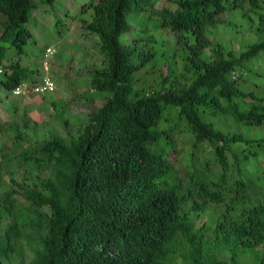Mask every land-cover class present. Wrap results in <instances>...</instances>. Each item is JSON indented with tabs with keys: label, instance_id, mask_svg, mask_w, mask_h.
<instances>
[{
	"label": "trees",
	"instance_id": "obj_1",
	"mask_svg": "<svg viewBox=\"0 0 264 264\" xmlns=\"http://www.w3.org/2000/svg\"><path fill=\"white\" fill-rule=\"evenodd\" d=\"M169 1L0 0V264L24 239L37 264H264V0ZM234 17L256 39L239 50L215 37ZM67 20L103 103L31 142L13 93L43 75L37 26Z\"/></svg>",
	"mask_w": 264,
	"mask_h": 264
},
{
	"label": "rangeland",
	"instance_id": "obj_2",
	"mask_svg": "<svg viewBox=\"0 0 264 264\" xmlns=\"http://www.w3.org/2000/svg\"><path fill=\"white\" fill-rule=\"evenodd\" d=\"M75 1L84 4L90 0ZM154 3L158 8L168 6L175 9L169 0H154ZM57 4L61 8L62 3L58 1ZM244 21L245 19L240 17H234L232 20L227 18L226 22L216 30V40L235 50L246 48L249 42L256 39L249 26H241L244 25ZM70 23L71 20H67L65 26H56L57 24L51 27L42 24L37 26V29L42 32L39 38L40 43L42 42L44 45L57 50L56 55L51 60V77H53L57 89L55 93L46 95V98L32 95L19 99L20 114L24 115L28 112V117L32 121L29 133L31 142L48 138L52 132L59 135L64 134L63 121L65 120L69 122L71 130L77 131L86 123L94 107L101 106L103 103L100 98L95 99V102L91 101L94 93L87 73L91 66L100 65L103 61L97 49V43L94 38L83 39L81 29L75 30V27L70 29ZM60 36L64 40L59 41ZM167 38L173 40L174 37L169 34ZM35 48L37 47L35 46ZM40 66L42 71L41 63ZM0 96L2 98L0 122L7 124L12 121L14 114L13 100L6 99L4 90L0 91ZM8 133L0 134V147L7 145L6 148L13 151L11 146L14 142V135ZM19 178L21 176H18V180ZM201 223L202 219L198 218L196 220L197 226ZM37 249L35 241L24 239L22 255L15 256L11 262L4 261V264H37L35 259Z\"/></svg>",
	"mask_w": 264,
	"mask_h": 264
},
{
	"label": "built area",
	"instance_id": "obj_3",
	"mask_svg": "<svg viewBox=\"0 0 264 264\" xmlns=\"http://www.w3.org/2000/svg\"><path fill=\"white\" fill-rule=\"evenodd\" d=\"M55 54H56V50L53 47H49L46 50V54L44 56V60L42 63L44 73L38 85L31 87L28 84H23L15 91V95L17 96H27L29 94L44 95L48 93H53L55 91L56 89L55 83L50 75V62ZM1 73L2 70L0 68V74Z\"/></svg>",
	"mask_w": 264,
	"mask_h": 264
},
{
	"label": "clouds",
	"instance_id": "obj_4",
	"mask_svg": "<svg viewBox=\"0 0 264 264\" xmlns=\"http://www.w3.org/2000/svg\"><path fill=\"white\" fill-rule=\"evenodd\" d=\"M52 62V61H51ZM51 62H50V75H51V71H52V68H51ZM43 73H44V70H43ZM52 79H53V77H52ZM41 80V79H40ZM53 81H54V79H53ZM54 83H55V81H54ZM23 85V84H22ZM21 85V86H22ZM29 85V84H28ZM38 85V84H37ZM36 86V85H35ZM20 87V86H19ZM31 87H34V86H31ZM55 87H56V83H55ZM18 89V88H17ZM16 89V90H17ZM57 89V88H56ZM56 89H55V91L53 92V93H55L56 92ZM15 90V91H16ZM15 91H14V95H15ZM53 93H48V94H44V95H39V96H46V95H49V94H53ZM32 95H37V94H29V95H27V96H17V95H15L16 97H19L20 99H22V98H25V97H28V96H32ZM1 98V97H0Z\"/></svg>",
	"mask_w": 264,
	"mask_h": 264
},
{
	"label": "crops",
	"instance_id": "obj_5",
	"mask_svg": "<svg viewBox=\"0 0 264 264\" xmlns=\"http://www.w3.org/2000/svg\"><path fill=\"white\" fill-rule=\"evenodd\" d=\"M25 100V99H24Z\"/></svg>",
	"mask_w": 264,
	"mask_h": 264
}]
</instances>
